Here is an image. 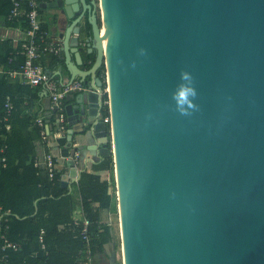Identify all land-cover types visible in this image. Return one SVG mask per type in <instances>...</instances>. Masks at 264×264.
Returning <instances> with one entry per match:
<instances>
[{"label": "water", "instance_id": "1", "mask_svg": "<svg viewBox=\"0 0 264 264\" xmlns=\"http://www.w3.org/2000/svg\"><path fill=\"white\" fill-rule=\"evenodd\" d=\"M41 5L69 81L108 86L111 126L97 91L67 95L63 154L79 141L113 156L123 264H264V0ZM182 69L198 93L190 116L171 99Z\"/></svg>", "mask_w": 264, "mask_h": 264}, {"label": "trees", "instance_id": "2", "mask_svg": "<svg viewBox=\"0 0 264 264\" xmlns=\"http://www.w3.org/2000/svg\"><path fill=\"white\" fill-rule=\"evenodd\" d=\"M12 5V0H0V18L7 17ZM8 24L18 26L19 22L8 21ZM24 24L21 25L24 27ZM86 57L88 66H92L96 59L95 51H87ZM23 61L20 42L0 36V66L15 67ZM61 62L60 57H54L50 67ZM104 69V66L100 69V75H103ZM31 86L12 82L5 75H0V156L5 154L8 159L7 166L0 169V203L13 211L8 236L20 247L12 251V259L29 260L33 264H81L83 242L72 219L77 206L76 191L71 190L69 185L64 186L61 179L51 181L43 170L39 172V168L34 165L41 139V127L35 123V119L47 110L40 113L33 110L32 99L39 93H32ZM8 94L15 103L9 116L6 115L5 107ZM105 114L106 111L103 112ZM45 120L50 133L57 138L58 145H65L67 139L57 131L55 114L47 116ZM5 145L4 153L2 149ZM94 168L109 172L105 177L102 173H93L86 168L80 172V191L91 221L94 250L104 251L110 242L115 243L117 250L116 224L103 220L105 210H117L115 194H112L113 156H103ZM60 173L63 174V169ZM42 228H45L48 253L40 247ZM34 252H37L36 256Z\"/></svg>", "mask_w": 264, "mask_h": 264}, {"label": "built area", "instance_id": "3", "mask_svg": "<svg viewBox=\"0 0 264 264\" xmlns=\"http://www.w3.org/2000/svg\"><path fill=\"white\" fill-rule=\"evenodd\" d=\"M42 1L43 0H12L13 5L6 19L7 21H18L19 25L25 23L24 27L18 25L22 34L19 40L14 39L20 42V53L24 56V61L15 67L5 68L4 66H0V74L12 80L16 79L22 84L40 86L45 89L50 99V107L45 113L39 114L35 119V123L41 127V139L39 152L34 158V165L39 168V172L43 170L51 181H58L63 179V174L60 173L62 170L60 164H64L68 160L72 161L73 166L76 168V173L70 176L68 185L71 187V190L76 191L77 206L74 210L72 219L73 225L83 242L80 263L96 264V252L94 250L91 221L85 210L84 199L80 191V172L83 168L87 169L82 157V151L78 147L79 144L75 141L68 154H58L51 149L53 134L50 133L45 118L55 114L58 124V133L67 136L69 128V119L66 110L67 95L70 92L88 93L90 91H97L101 96L100 111H106V114L103 115L104 121L111 126L112 117L108 86L105 84L103 87H97L96 85L84 82L80 78L74 79L73 81H62L55 77L54 74H48V69L44 65L43 59L46 57H60L63 42L57 34L52 32L46 25V21L42 17ZM100 32L103 36V27L100 28ZM104 67V73L101 76L106 82V65H104ZM5 107L6 115L9 116L15 107V103L10 94L6 96ZM6 147L7 145L2 149L4 153ZM7 160L5 154L0 156V169L7 166ZM112 176V194H115L117 210L111 213L110 221L113 222L116 218L120 223L115 167ZM12 215V209L5 208L4 205L0 203V264H33L29 260L13 261L12 259V251H17L20 248L19 245L8 236ZM39 241L41 249L48 253V246L45 241V228L41 229Z\"/></svg>", "mask_w": 264, "mask_h": 264}, {"label": "crops", "instance_id": "4", "mask_svg": "<svg viewBox=\"0 0 264 264\" xmlns=\"http://www.w3.org/2000/svg\"><path fill=\"white\" fill-rule=\"evenodd\" d=\"M42 16L45 19L46 25L49 27V29L52 32L56 33L57 32V27H56V24H55V22L53 20V17H52L51 8H48V7L47 8H43L42 7ZM19 26H21V25H19ZM21 35H22L21 34V30L19 29L18 26L9 25L7 19L5 18V16L0 18V36L3 39H16V40H19ZM86 52H87V50L84 53V59H85L84 66L88 65V63H89V60L86 57ZM71 54H72V60H74L75 56H74L73 53H71ZM53 58L54 57H46V59L44 60V63L47 66V69L52 70L53 73H56L57 71L60 70V71H62L64 80H69V71H68L67 64H66L65 60H62L61 63L57 64L54 67H50L52 65V63H53ZM10 80L12 82H19L16 79H13V80L10 79ZM30 89H31L32 93L33 92H36V93L38 92L39 93V96L33 97V99H32L31 104L33 106V110L36 111V112H39V113L43 112L45 110H48L49 107H50V99H49L45 89H43L40 86H36V87L35 86H31ZM73 100H75V99L70 98L68 100L66 98V103L72 102ZM99 113H101L100 109H99ZM77 143L80 144L79 141ZM52 145H53L54 151L57 152L58 154H62L63 151L66 148V144L61 146V147L58 145V140H57V138L54 135H52ZM81 151H82V157H83V160H84V164H85V166H87L88 171L93 172V173H102V175L104 177L108 176V174H109L108 171L97 170V169L94 168V165L96 163H98L100 161V159L103 157L99 153L98 150L96 151V150L88 149V148L85 147ZM60 165H61L60 167L62 168L63 164H60ZM62 169H63V173H69V171H70V168H69L68 165H66ZM112 212H113V210H110V211L105 210L104 213H103V220L104 221H110ZM110 222L116 224L115 227H116V239H117L119 237L118 228H117L118 221H116V222L115 221H113V222L110 221ZM113 250L114 251L116 250L115 249V243L110 242V243L106 244L104 251H100V250L97 251L96 252V264H112L113 258L111 256H112ZM33 255L36 256L37 252H34Z\"/></svg>", "mask_w": 264, "mask_h": 264}, {"label": "clouds", "instance_id": "5", "mask_svg": "<svg viewBox=\"0 0 264 264\" xmlns=\"http://www.w3.org/2000/svg\"><path fill=\"white\" fill-rule=\"evenodd\" d=\"M140 54H146L145 50L140 49ZM133 67H135L134 64ZM197 95L194 77L190 72L182 69L179 75V82L171 93V99L175 104V111L182 116H190L193 111L198 110V105L194 102Z\"/></svg>", "mask_w": 264, "mask_h": 264}, {"label": "rangeland", "instance_id": "6", "mask_svg": "<svg viewBox=\"0 0 264 264\" xmlns=\"http://www.w3.org/2000/svg\"><path fill=\"white\" fill-rule=\"evenodd\" d=\"M43 17V16H42ZM114 221L116 222V218L114 219ZM117 228H118V234L119 237L117 238V242H118V246H117V254H115V251L113 250L112 252V258H113V262L112 264H115V262H119V264H123V251H122V239H121V229H120V223L118 220V224H117Z\"/></svg>", "mask_w": 264, "mask_h": 264}, {"label": "bare ground", "instance_id": "7", "mask_svg": "<svg viewBox=\"0 0 264 264\" xmlns=\"http://www.w3.org/2000/svg\"><path fill=\"white\" fill-rule=\"evenodd\" d=\"M103 35H104V37H105V31H104V28H103Z\"/></svg>", "mask_w": 264, "mask_h": 264}]
</instances>
